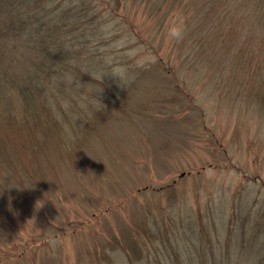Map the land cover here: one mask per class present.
I'll return each instance as SVG.
<instances>
[{
	"label": "rangeland",
	"instance_id": "rangeland-1",
	"mask_svg": "<svg viewBox=\"0 0 264 264\" xmlns=\"http://www.w3.org/2000/svg\"><path fill=\"white\" fill-rule=\"evenodd\" d=\"M86 1L104 21L89 45L102 54L106 76L67 85L77 84L83 98L62 101L79 108L76 122L66 119L63 144L51 136L37 147L34 135L45 126L30 137L5 133L0 264H80L102 250L126 264L114 241L127 246L155 212L164 222L171 215L169 231L184 232L185 261H257L264 255V50L252 45L238 77L220 78L214 61L202 62L167 28L149 31L154 21L130 1ZM88 90L96 112L84 110ZM191 224L209 238L187 236Z\"/></svg>",
	"mask_w": 264,
	"mask_h": 264
},
{
	"label": "trees",
	"instance_id": "trees-1",
	"mask_svg": "<svg viewBox=\"0 0 264 264\" xmlns=\"http://www.w3.org/2000/svg\"><path fill=\"white\" fill-rule=\"evenodd\" d=\"M127 1H130L135 13L140 10V14L154 21L149 31L167 28L168 22L181 11L187 24L181 43L184 42L189 50H196L199 54L197 58H202V62L214 61L220 78L232 80L238 77L252 45L264 50V0ZM85 2L83 7L74 0H0L1 170L8 164L10 155L4 150L9 137L5 133L10 135L16 129L30 137L33 133L38 135L37 129L45 126V134H39L37 140L34 135V143L39 141L37 147L45 140L50 141L51 136L59 137L63 144L68 137L66 119L74 117L76 122L78 117L74 109L77 107L79 111V108L76 105L65 106L62 101L68 98L75 102L83 98L77 84L73 91L67 85L78 80L93 83L106 76L100 69L104 62L102 54L93 51L89 45L97 39V31L102 34L98 26L104 21L100 19L101 13L97 15L95 7H91V2ZM116 2L119 7L122 5L119 0ZM123 20L132 23L131 18L124 17ZM86 26H90L88 32ZM190 53L187 51L185 54L188 57ZM94 93L88 90V98L84 96L87 102L85 111L98 110L90 102L95 101ZM160 217L156 212L151 217L146 214L138 228L145 239L140 234L128 237L127 246L114 241L113 245L125 251L128 258L126 264H165V255L171 259V264H193L191 257L185 261L180 254L184 248L180 241H184V232L178 229L169 231L174 224L171 215L168 214L166 219L168 223L164 222L163 213ZM187 229V236L190 235L188 233L201 232L193 224ZM208 234L206 238L201 233L200 236L208 239ZM155 240L160 242L154 243ZM259 245L264 247V241H260ZM150 247L155 254L151 257V252L146 251ZM86 260L84 258L80 264H120L105 250L90 261ZM258 263L264 264V255L249 264ZM201 264H206V261Z\"/></svg>",
	"mask_w": 264,
	"mask_h": 264
},
{
	"label": "clouds",
	"instance_id": "clouds-1",
	"mask_svg": "<svg viewBox=\"0 0 264 264\" xmlns=\"http://www.w3.org/2000/svg\"><path fill=\"white\" fill-rule=\"evenodd\" d=\"M167 34L170 38L177 41L182 40L187 31V24L181 13H177L173 19L167 24ZM116 76L120 77L125 73L124 68H118L115 70Z\"/></svg>",
	"mask_w": 264,
	"mask_h": 264
}]
</instances>
